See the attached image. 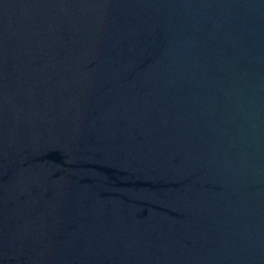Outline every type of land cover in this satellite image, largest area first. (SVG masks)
Here are the masks:
<instances>
[{"label": "water", "instance_id": "water-1", "mask_svg": "<svg viewBox=\"0 0 264 264\" xmlns=\"http://www.w3.org/2000/svg\"><path fill=\"white\" fill-rule=\"evenodd\" d=\"M0 264H264V0H0Z\"/></svg>", "mask_w": 264, "mask_h": 264}]
</instances>
